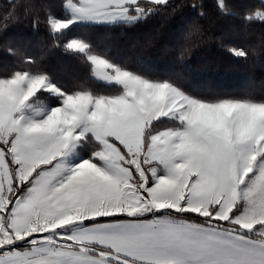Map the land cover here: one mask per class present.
<instances>
[{
    "label": "snow or ice",
    "instance_id": "obj_1",
    "mask_svg": "<svg viewBox=\"0 0 264 264\" xmlns=\"http://www.w3.org/2000/svg\"><path fill=\"white\" fill-rule=\"evenodd\" d=\"M213 43L264 63V0L0 4V264H264V92L187 63Z\"/></svg>",
    "mask_w": 264,
    "mask_h": 264
},
{
    "label": "trees",
    "instance_id": "obj_2",
    "mask_svg": "<svg viewBox=\"0 0 264 264\" xmlns=\"http://www.w3.org/2000/svg\"><path fill=\"white\" fill-rule=\"evenodd\" d=\"M6 0H0V4ZM247 2V0H245ZM225 32H231L233 25L224 22L222 25ZM13 35L21 36L23 33L13 31ZM95 39L103 45H111L113 51L125 55L129 58L150 55L152 56L159 68H174L179 70L182 65L178 61V46L182 37L177 34L174 39L166 40L164 43L159 41L153 47L144 49L141 45L148 39L144 35H137L133 40L126 38H115L110 36L107 30H98L95 33ZM39 43V37H32L30 47L35 50ZM53 61L58 60L56 54H52ZM261 60L264 61V53L261 54ZM70 63V62H69ZM187 63L195 69H212L224 74L223 79L219 81V86L226 91H255L256 93L264 92V63L258 62L254 67H245L234 61H230L224 49L218 44L213 43L208 48L198 50L193 47L192 55L188 58ZM69 67V71H71Z\"/></svg>",
    "mask_w": 264,
    "mask_h": 264
}]
</instances>
